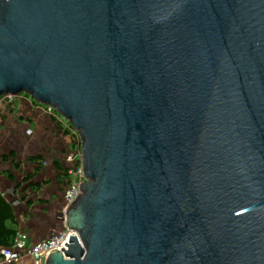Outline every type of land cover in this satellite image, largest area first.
<instances>
[{"label": "water", "instance_id": "obj_1", "mask_svg": "<svg viewBox=\"0 0 264 264\" xmlns=\"http://www.w3.org/2000/svg\"><path fill=\"white\" fill-rule=\"evenodd\" d=\"M22 92L88 179L46 264H264V0H0Z\"/></svg>", "mask_w": 264, "mask_h": 264}, {"label": "crops", "instance_id": "obj_2", "mask_svg": "<svg viewBox=\"0 0 264 264\" xmlns=\"http://www.w3.org/2000/svg\"><path fill=\"white\" fill-rule=\"evenodd\" d=\"M36 101L20 98L8 104L0 99V193L16 214V222L8 225L21 227L29 245L66 227L65 156L72 147L70 133ZM16 264L35 263L24 254Z\"/></svg>", "mask_w": 264, "mask_h": 264}, {"label": "built area", "instance_id": "obj_3", "mask_svg": "<svg viewBox=\"0 0 264 264\" xmlns=\"http://www.w3.org/2000/svg\"><path fill=\"white\" fill-rule=\"evenodd\" d=\"M26 93L21 94H4L0 96L1 100L12 104L17 99H25L30 103H35L36 99L29 94V98L25 97ZM39 107H42L46 113L54 116L56 120L61 124V129L68 131L72 139V147L65 156L66 173L64 174V180L66 183L65 200L67 206L72 205L78 198L81 192L82 183L88 181L85 169L83 167V153H82V138L80 132L73 126V124L62 116L54 106L46 104L43 107L40 103H37ZM57 112H56V111ZM33 130L29 129L28 133L32 134ZM14 205H18L19 201L14 200ZM78 231L69 228L66 224L64 230L60 232H53L47 238H43L33 245H29V235L21 229L17 230L16 236L11 246L0 248V264H16L20 262L24 254H30L35 264H46L49 253L54 250L66 249V243H69L71 236H78Z\"/></svg>", "mask_w": 264, "mask_h": 264}, {"label": "trees", "instance_id": "obj_4", "mask_svg": "<svg viewBox=\"0 0 264 264\" xmlns=\"http://www.w3.org/2000/svg\"><path fill=\"white\" fill-rule=\"evenodd\" d=\"M8 222H16V214L12 204L0 193V248L11 246L18 230Z\"/></svg>", "mask_w": 264, "mask_h": 264}, {"label": "rangeland", "instance_id": "obj_5", "mask_svg": "<svg viewBox=\"0 0 264 264\" xmlns=\"http://www.w3.org/2000/svg\"><path fill=\"white\" fill-rule=\"evenodd\" d=\"M36 102H37V101H36ZM40 104H41V103H40ZM41 105H42L43 107H46V106H47L46 104H43V103H42ZM55 111H56V110H55ZM56 112H57V111H56Z\"/></svg>", "mask_w": 264, "mask_h": 264}]
</instances>
